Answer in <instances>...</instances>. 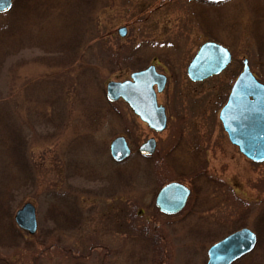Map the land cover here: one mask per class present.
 Listing matches in <instances>:
<instances>
[{"label": "rangeland", "instance_id": "374dc122", "mask_svg": "<svg viewBox=\"0 0 264 264\" xmlns=\"http://www.w3.org/2000/svg\"><path fill=\"white\" fill-rule=\"evenodd\" d=\"M207 39L233 60L194 81L187 68ZM245 58L264 83V0H14L0 13V264H206L243 227L258 240L240 264H264V162L219 117ZM150 64L168 75L162 132L106 97L109 81ZM120 135L132 154L119 163ZM151 137L156 152L140 155ZM175 180L193 191L166 215L156 196ZM26 202L34 235L15 221Z\"/></svg>", "mask_w": 264, "mask_h": 264}, {"label": "water", "instance_id": "95a60500", "mask_svg": "<svg viewBox=\"0 0 264 264\" xmlns=\"http://www.w3.org/2000/svg\"><path fill=\"white\" fill-rule=\"evenodd\" d=\"M13 0H0V13L12 8ZM121 36L127 35V28L118 29ZM231 52L217 42L204 43L188 66V75L193 80H203L223 71L230 63ZM132 79L111 80L107 83L106 96L110 101L123 98L140 116L141 120L157 132L167 127L165 108L157 102V85L163 91L167 78L156 71L155 66L134 72ZM220 119L230 141L254 162H264V84L253 74L248 59L244 60L242 72L236 79L227 103L220 112ZM154 137L142 143L139 152L151 155L156 150ZM112 157L120 162L128 158L131 149L124 136L116 137L110 144ZM191 190L180 182H170L163 186L156 196V205L166 214L181 211L190 196ZM18 226L30 234L38 229L36 207L26 202L15 214ZM257 244V235L249 227H243L208 249L206 264H232L252 251Z\"/></svg>", "mask_w": 264, "mask_h": 264}, {"label": "flooded vegetation", "instance_id": "af4514ba", "mask_svg": "<svg viewBox=\"0 0 264 264\" xmlns=\"http://www.w3.org/2000/svg\"><path fill=\"white\" fill-rule=\"evenodd\" d=\"M210 2H212V0H210ZM206 41H213L212 39H207V40H205V41H203V42H206ZM215 41V40H214ZM227 47V46H226ZM227 48H229V47H227ZM230 50V49H229ZM231 51V50H230ZM231 53H232V51H231ZM232 57H233V53H232ZM233 59V58H232ZM229 66V65H228ZM227 66V67H228ZM145 68V67H144ZM144 68H140V69H137V71L138 70H142V69H144ZM166 75V74H165ZM166 78H167V81H166V84H165V87H164V89H163V91L165 90V88H166V85H167V82H168V75H166ZM206 80V79H205ZM203 81V80H202ZM162 91V92H163ZM162 92H158V94L159 93H162ZM158 94H157V99H158ZM160 103V102H159ZM160 104H162L163 106H164V108H165V111H166V114H167V108L165 107V105L163 104V103H160ZM132 112L134 113V115H135V112L132 110ZM167 118H168V114H167ZM157 149V148H156ZM191 188V187H190ZM191 190H192V188H191ZM193 191V190H192Z\"/></svg>", "mask_w": 264, "mask_h": 264}, {"label": "trees", "instance_id": "16d2710c", "mask_svg": "<svg viewBox=\"0 0 264 264\" xmlns=\"http://www.w3.org/2000/svg\"><path fill=\"white\" fill-rule=\"evenodd\" d=\"M137 213V212H136ZM264 218V217H263ZM150 231V230H149ZM159 230H158V227L155 225L154 226V228H153V233H154V238H159V235L160 234H157V232H158ZM151 232V231H150ZM150 234V233H149ZM151 237V236H150ZM260 238V237H259ZM155 243H157V241H155ZM249 255H251V254H249ZM249 255H247V256H249ZM246 256V257H247ZM244 258V257H243ZM242 259H240V260H238V261H236L234 264H240V261H241Z\"/></svg>", "mask_w": 264, "mask_h": 264}]
</instances>
